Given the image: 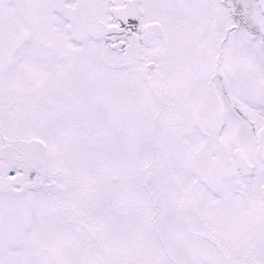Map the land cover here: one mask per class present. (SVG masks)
Returning <instances> with one entry per match:
<instances>
[{"label": "snow or ice", "instance_id": "snow-or-ice-1", "mask_svg": "<svg viewBox=\"0 0 264 264\" xmlns=\"http://www.w3.org/2000/svg\"><path fill=\"white\" fill-rule=\"evenodd\" d=\"M0 264H264V0H0Z\"/></svg>", "mask_w": 264, "mask_h": 264}]
</instances>
